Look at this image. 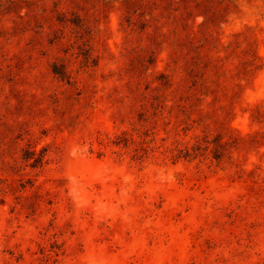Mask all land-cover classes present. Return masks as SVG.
Wrapping results in <instances>:
<instances>
[{
	"label": "rangeland",
	"instance_id": "rangeland-1",
	"mask_svg": "<svg viewBox=\"0 0 264 264\" xmlns=\"http://www.w3.org/2000/svg\"><path fill=\"white\" fill-rule=\"evenodd\" d=\"M123 1L0 0V264H264V0Z\"/></svg>",
	"mask_w": 264,
	"mask_h": 264
},
{
	"label": "trees",
	"instance_id": "trees-1",
	"mask_svg": "<svg viewBox=\"0 0 264 264\" xmlns=\"http://www.w3.org/2000/svg\"><path fill=\"white\" fill-rule=\"evenodd\" d=\"M163 1L164 0H161V2H158V0H124L123 5L127 8L128 12L130 13L127 19L129 26L137 25V23L133 20V17L137 15L138 21H139L138 27L141 28V31H144V32L148 31L154 25L153 20L155 22L156 20H160L159 17L163 16L164 11L163 10L160 12L158 11ZM173 1L178 2V0H172V1H169V3ZM133 8L134 10L133 12H131ZM171 14H174V17L176 20H181L182 18V17H179V15L181 14L180 7L173 8V10L171 11ZM155 25L157 26V22H155ZM185 29L186 27L183 24V27L180 30H185ZM178 45L183 46L182 41H180ZM175 49L176 50L174 51V54L178 52L177 48ZM256 59L257 57L255 56L252 59V63L250 64V66L255 65L256 67H258ZM175 60H176L175 63L178 64L180 59L176 57ZM218 62L219 61L214 63L213 66H218ZM171 83L172 84H170L169 87L173 86V82ZM33 158L35 160L34 162L37 164L43 162V157L37 155L36 150L34 152Z\"/></svg>",
	"mask_w": 264,
	"mask_h": 264
}]
</instances>
